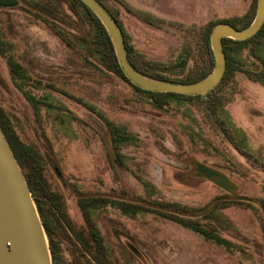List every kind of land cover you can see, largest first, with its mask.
Listing matches in <instances>:
<instances>
[{
	"label": "rangeland",
	"instance_id": "374dc122",
	"mask_svg": "<svg viewBox=\"0 0 264 264\" xmlns=\"http://www.w3.org/2000/svg\"><path fill=\"white\" fill-rule=\"evenodd\" d=\"M63 1L61 7L71 17L70 27H63L74 34L80 20ZM105 1L118 11L136 49L173 71H178L188 27L242 16L251 6V0ZM19 2L0 9V39L12 44L29 77L19 88L0 54V102L16 133L40 153L76 233L88 230L78 204L82 192L128 202L156 197L193 207L225 194L197 171L201 162L226 176L242 201L252 202L223 209L231 226L219 233L235 247L217 245L152 213L129 217L107 205L92 215L114 264H264V171L258 163L211 132L194 110L185 112L176 103L159 110L126 80L86 62L35 9L28 10L27 0ZM81 26L85 28L83 21ZM240 80L241 92L224 107L223 117L236 129L239 142L264 160V86L244 75ZM108 121L124 137L115 142ZM143 181L155 186L152 196ZM75 237L60 231L61 264H89L75 254L80 246Z\"/></svg>",
	"mask_w": 264,
	"mask_h": 264
},
{
	"label": "trees",
	"instance_id": "16d2710c",
	"mask_svg": "<svg viewBox=\"0 0 264 264\" xmlns=\"http://www.w3.org/2000/svg\"><path fill=\"white\" fill-rule=\"evenodd\" d=\"M19 1L0 0V9L15 7L19 5ZM40 1L27 0V6L31 7L28 10L33 11L35 9V13L43 19L58 37L68 45H72L77 52L83 53V58L86 62L91 63L93 66L100 65L107 72L114 73L126 80L138 91L145 93L150 98L152 105L159 110H168L175 103L182 105L185 112L188 110L193 112L194 110L211 132H214V134L219 133L224 140L232 143L245 157L253 158L264 171V160H260V157L255 156L243 142V144L239 142L236 129L229 119L223 117L224 107L233 102L237 94L241 92V75L264 86V24L250 38L244 40L230 37L223 38L227 60L223 78L214 89L204 94L188 95L145 90L133 83L126 76L119 64L112 39L106 28L95 13L81 0H64L80 20L77 22L78 26L74 27L76 31L74 34L67 32L64 28L70 27L71 17L61 7L60 3L62 0H49L43 3ZM100 1L107 7L120 25L131 62L148 76L180 82L200 80L214 70L215 61L210 46V33L213 26L218 22H229L237 28H245L254 19L257 4V0H251L249 10L242 16L216 18L199 27H188L184 35L183 56L177 64L178 71H173L164 63L147 59L140 53L132 44L118 11L111 8L105 0ZM145 20L148 22L147 19ZM81 21L85 24V28L81 26ZM0 31H3L2 26H0ZM0 54L7 61L13 82L20 88V81L26 80L29 75L25 67L15 57L12 44L8 40L0 39ZM27 98L36 107L34 98L31 95H27ZM107 124L111 129L115 142L124 137L120 127L114 126L110 121ZM0 126L5 132L15 157L25 174L37 205L42 223L48 235L53 264H61L59 246L56 239L60 236V231L63 230L70 231L75 236L77 235L75 238L80 246L75 254L78 257H82L89 264H114L111 248L104 243L92 215L101 207L107 205L113 206L123 215L129 217L152 213L191 229L217 245L227 249L235 247L236 244L234 242L219 233V230L227 229V226H231L230 220L223 213V209L234 203L252 204V202L242 201L243 196H239L236 193V187L233 184H231L232 190L223 188L226 191L225 194L215 196L209 202L199 207L166 201L156 197L147 198L140 196L135 202H128L124 199H111L100 193L91 194L82 192L78 198V204L82 209L88 230L84 235L76 233L77 231L74 229L61 194L51 186L47 178L40 153L35 150L36 148L33 145L26 143L16 133L14 123L1 102ZM143 184L149 195L152 196L155 186L147 181H143Z\"/></svg>",
	"mask_w": 264,
	"mask_h": 264
},
{
	"label": "water",
	"instance_id": "95a60500",
	"mask_svg": "<svg viewBox=\"0 0 264 264\" xmlns=\"http://www.w3.org/2000/svg\"><path fill=\"white\" fill-rule=\"evenodd\" d=\"M100 19L109 33L119 64L126 76L145 90L188 95L204 94L214 89L226 70L223 38L244 40L255 35L264 24V0H257L253 21L245 28L229 22L216 23L210 33L214 70L206 77L180 82L157 79L141 72L129 59L123 31L100 0H81ZM196 169L210 181L227 190L231 183L221 172L198 162ZM0 264H53L49 239L25 174L17 161L7 136L0 126Z\"/></svg>",
	"mask_w": 264,
	"mask_h": 264
}]
</instances>
